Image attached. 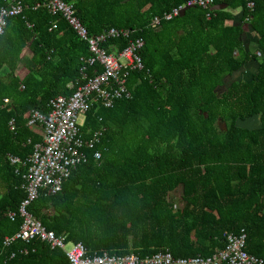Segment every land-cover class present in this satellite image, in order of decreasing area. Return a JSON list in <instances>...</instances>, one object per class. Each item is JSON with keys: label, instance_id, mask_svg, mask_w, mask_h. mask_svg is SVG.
<instances>
[{"label": "trees", "instance_id": "16d2710c", "mask_svg": "<svg viewBox=\"0 0 264 264\" xmlns=\"http://www.w3.org/2000/svg\"><path fill=\"white\" fill-rule=\"evenodd\" d=\"M62 1L90 37L110 28L127 32L102 43L109 52L141 38L144 68L129 72L128 97L107 108L94 102L82 115L83 142L101 131L98 141L81 147L85 160L59 191L40 189L26 208L63 236L65 247L37 238L4 245L22 224V163L42 142L28 115L46 114L50 100L70 96L101 67L87 64V42L49 12L46 0H0V10L22 6L0 35V264H67L66 246L77 243L88 256L212 257L227 235L242 232L244 250L264 264V0L208 8L189 0ZM155 17L160 22L152 27ZM248 30L255 52L245 45ZM249 63L256 70L242 79ZM251 121L258 123L246 127ZM178 187L180 206L171 197Z\"/></svg>", "mask_w": 264, "mask_h": 264}, {"label": "built area", "instance_id": "2783aa9c", "mask_svg": "<svg viewBox=\"0 0 264 264\" xmlns=\"http://www.w3.org/2000/svg\"><path fill=\"white\" fill-rule=\"evenodd\" d=\"M50 13H59L68 26L81 39L87 42L90 57L86 60L88 65L98 63L101 71L93 77L88 78L86 83L80 85L73 94L68 97L57 96L50 100L49 110L46 114L32 110L29 114L27 125L32 129H38L42 135V142L34 146V151L22 165L27 166V171L23 175L24 183L22 188L26 192V197L22 200L18 208V215L22 218L19 231L10 237L4 238V245H9L16 239L28 242L32 239H39L48 243L51 248H64V237L56 236L54 232L48 231L38 220H36L27 210V206L38 197L40 189H46L49 193L60 190L62 181L68 177L83 158L81 147L91 146L98 141L101 131L96 132L92 139L83 142L80 136L77 118L83 115L94 102L100 101L104 107H111L114 100L121 97H128L126 79L131 70H143V63L139 50L143 45L141 38L131 41L129 45L121 51H107L102 47V43L108 38L126 36V31H118L110 28L101 34L90 37L87 29L75 16L72 5L62 0H46ZM214 1L224 0H189L186 5H198L208 8ZM253 3H248L251 9ZM181 7L174 8L171 13L166 14L164 19L168 20L176 16ZM22 10L20 2H14L9 9L0 10V35L6 24V17L18 15ZM160 20L155 17L152 27L158 25ZM83 78L84 68L81 70ZM13 130V124L10 123ZM99 154L96 155V159ZM12 164L20 163L16 157L9 156ZM15 212H8L10 220L15 218ZM227 245L219 253L212 257H189L175 258L170 252H157L144 259H139L133 254L126 256H112L108 254L88 256L86 248L81 244H74L66 251L67 264H219L223 261L229 264H263L261 259L248 254L245 250V234H229L226 237Z\"/></svg>", "mask_w": 264, "mask_h": 264}, {"label": "rangeland", "instance_id": "374dc122", "mask_svg": "<svg viewBox=\"0 0 264 264\" xmlns=\"http://www.w3.org/2000/svg\"><path fill=\"white\" fill-rule=\"evenodd\" d=\"M250 50H252V52H255L256 51L255 46L253 45ZM21 63H22L23 66L29 64V59H28V54L27 53L24 54V56H23V58L21 60ZM23 70H24V68H21V70H19V73H18L19 76H22L23 75ZM28 119H29V115H28ZM82 119H83V116L82 115H79L78 118H77V122L78 123H81L82 122ZM257 123H258L257 121H251V122L245 123V125H246V127L253 128L255 125H257ZM180 191H181L180 190V187H178L177 189H175L173 191L172 196H171L172 199H173V201L178 206L181 205V202L179 200ZM70 248L71 247L69 245L66 246V250H69Z\"/></svg>", "mask_w": 264, "mask_h": 264}, {"label": "crops", "instance_id": "0c3cea01", "mask_svg": "<svg viewBox=\"0 0 264 264\" xmlns=\"http://www.w3.org/2000/svg\"><path fill=\"white\" fill-rule=\"evenodd\" d=\"M246 37L244 38L245 40V45L246 47H248L249 49L252 48L253 46V39H254V34L251 31H246ZM256 70V66L254 63H249L248 65L243 67V71L242 73H240V77L242 79H247L250 75L254 74Z\"/></svg>", "mask_w": 264, "mask_h": 264}]
</instances>
